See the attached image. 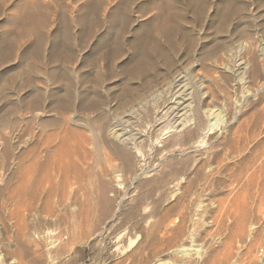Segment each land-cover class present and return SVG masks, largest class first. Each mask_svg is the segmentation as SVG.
<instances>
[{
	"label": "rangeland",
	"instance_id": "374dc122",
	"mask_svg": "<svg viewBox=\"0 0 264 264\" xmlns=\"http://www.w3.org/2000/svg\"><path fill=\"white\" fill-rule=\"evenodd\" d=\"M240 57L247 63L242 71L235 65ZM183 72L195 115L190 125L169 108L172 94L182 91L174 79ZM263 117L264 0H0V264H180L198 248L204 258L228 250L231 261L262 263ZM111 123L130 141L113 137ZM207 159L228 170L198 189L182 221L175 210L182 186ZM152 163L156 172L148 174ZM170 165L184 171L155 184ZM32 193L38 195L30 207ZM163 222L180 224L186 234L155 248Z\"/></svg>",
	"mask_w": 264,
	"mask_h": 264
},
{
	"label": "bare ground",
	"instance_id": "6f19581e",
	"mask_svg": "<svg viewBox=\"0 0 264 264\" xmlns=\"http://www.w3.org/2000/svg\"><path fill=\"white\" fill-rule=\"evenodd\" d=\"M243 45V44H242ZM243 47V46H242ZM241 47V48H242ZM243 48H245V46L243 47ZM240 52V51H239ZM238 55H240L241 56V54H238ZM246 55V54H245ZM239 57V56H238ZM248 58V57H247ZM241 59H243L242 57H240L239 59H238V62L235 64L236 65V67H237V70H243V69H245V63H244V61H245V59L243 60V61H241ZM235 61V60H234ZM247 64V63H246ZM226 65H228V64H226ZM229 66V65H228ZM234 68V67H233ZM254 68V67H253ZM229 69H231V68H229ZM236 69V68H235ZM228 70V69H227ZM232 70V69H231ZM255 70H257V69H255ZM233 72V71H232ZM237 73H238V71H236ZM244 72H245V70H244ZM252 73H253V71H251ZM255 72V71H254ZM234 73H235V71H234ZM243 73V72H242ZM241 73V74H242ZM248 73V72H247ZM247 73H245L246 75H247ZM257 73V72H256ZM183 74V75H182ZM182 74H177V76L175 77V79H174V83H175V85H176V87L177 86H180L181 84H183V86H182V91H179V90H177L176 92H172L173 94V98H172V100H171V103L169 104V108H171L172 109V111H173V113H175V118L176 119H179L180 117H182V116H185L186 118H188V121L186 120V118H184L187 122H195V118H193V116L195 117V115H193V112L191 111V109H192V107H193V104H192V101H191V98H190V93L191 92H189V93H187L186 92V89H183V87H184V72L182 73ZM239 74V73H238ZM236 75V74H235ZM246 75H244V76H246ZM253 75H254V73H253ZM237 76V75H236ZM258 76V75H257ZM186 77V76H185ZM246 79V78H245ZM187 80V79H186ZM203 81V80H202ZM171 82V81H170ZM169 82V83H170ZM168 83V84H169ZM172 83V82H171ZM170 83V84H171ZM200 83V82H199ZM170 84H169V86H170ZM191 84H192V82H191ZM198 84V83H197ZM202 84V83H201ZM187 85V84H186ZM186 85H185V87H186ZM204 85V84H203ZM202 85V86H203ZM192 86V85H191ZM205 86V85H204ZM173 87V86H172ZM184 87V88H185ZM171 88V87H170ZM196 88V87H195ZM200 88V87H199ZM166 89V88H165ZM172 89V88H171ZM177 89V88H176ZM190 89V88H189ZM197 89V88H196ZM167 90H169L170 91V89H167ZM180 90H181V88H180ZM202 90V89H201ZM204 90V89H203ZM202 90V91H203ZM166 91V90H165ZM199 91V90H198ZM210 91V90H209ZM163 92H164V90H163ZM167 92V91H166ZM192 92H193V90H192ZM195 94H196V92H194ZM204 93V92H203ZM206 93V92H205ZM204 93V94H205ZM165 94V93H164ZM159 95V94H158ZM197 95H199V94H196V96ZM215 95V94H214ZM212 96V95H211ZM35 98H36V96H35ZM204 98V97H203ZM211 98H213V97H211ZM219 98V97H218ZM37 99V98H36ZM196 99V98H195ZM194 99V100H195ZM216 99V98H215ZM168 100V99H167ZM197 100V99H196ZM206 100V99H205ZM35 101V100H34ZM198 101V100H197ZM196 101V102H197ZM195 102V103H196ZM199 102V101H198ZM201 102H202V100H201ZM169 103V102H168ZM202 104V103H201ZM205 104V103H204ZM35 105V104H34ZM38 106V105H37ZM39 106H40V104H39ZM41 106H42V104H41ZM166 106V105H165ZM202 106H203V104H202ZM205 106V105H204ZM215 106V105H214ZM213 106V107H214ZM33 108V107H32ZM205 108V107H204ZM40 109V111H42V109L41 108H39ZM35 110V109H34ZM38 110V109H37ZM44 110V109H43ZM193 110V109H192ZM194 110H195V108H194ZM215 110V109H214ZM200 111H201V109H200ZM203 111V110H202ZM206 111V110H205ZM210 110H208V111H206V114L209 112ZM43 112V111H42ZM41 112V113H42ZM190 112H192V114L190 113ZM210 112H213L214 113V111H210ZM216 112V111H215ZM44 113V112H43ZM168 113V112H167ZM201 113V112H200ZM212 113V114H213ZM217 113V112H216ZM211 114V113H210ZM221 114V113H220ZM32 115V114H31ZM41 116H42V114H41ZM34 120H35V118H38V117H40V114H39V112L38 113H36V114H34ZM63 117V116H62ZM156 117V116H155ZM217 117V116H216ZM60 118V117H59ZM131 118V117H130ZM159 118V117H158ZM163 118V117H162ZM197 118V117H196ZM214 118V117H213ZM264 118V117H263ZM65 119V118H64ZM75 119V118H74ZM73 119V120H74ZM129 119V118H128ZM127 119V120H128ZM184 119H182L178 124H183V126L186 124V121H184ZM201 119V118H200ZM262 119V118H261ZM20 120V119H19ZM28 120V119H27ZM47 120V119H46ZM73 120H71V122H73V123H76L75 121H73ZM76 120V119H75ZM162 120V119H161ZM173 120V119H172ZM175 120V119H174ZM173 120V121H174ZM202 120V119H201ZM200 120V121H201ZM260 120V119H259ZM38 121V120H37ZM113 121H115V120H113ZM118 121V120H117ZM172 121V122H173ZM231 121L232 120H230V123H231ZM262 121H264V119L262 120ZM30 122V121H29ZM29 122H27V123H29ZM32 122V121H31ZM35 122V121H34ZM40 122V121H39ZM38 122V123H39ZM43 122H44V120H43ZM48 122V121H47ZM47 122H44V123H46L47 124ZM64 122V121H63ZM156 122H157V120H156ZM159 122V121H158ZM161 122V121H160ZM159 122V123H160ZM164 122V121H163ZM178 122V121H177ZM176 122V123H177ZM188 123L189 125L191 124V123ZM198 122V121H197ZM205 122V121H204ZM207 122V121H206ZM228 122V121H227ZM26 123V122H25ZM36 123V122H35ZM34 123V124H35ZM40 123H42V119H41V122ZM80 123V122H79ZM129 123V122H128ZM155 123V122H154ZM162 123V122H161ZM160 123V124H161ZM72 124V123H71ZM112 124V123H111ZM159 124V125H160ZM175 124V123H174ZM194 124V123H193ZM13 125V124H12ZM15 125V124H14ZM13 125V126H14ZM25 125V124H24ZM31 125H33V123L31 124ZM29 126V127H32V126ZM37 125V124H36ZM36 125H33V127H38V125L36 126ZM49 125V124H48ZM61 125V124H60ZM77 125V124H76ZM79 125V124H78ZM123 125H124V123H123ZM129 125H131V124H129ZM154 125V124H153ZM188 125V126H189ZM202 125H204L203 123H202ZM208 125V124H207ZM224 125V124H223ZM250 125V124H249ZM26 126V125H25ZM24 126V127H25ZM45 126H47V125H45ZM111 126V128H110V133H111V135L113 136V137H115L116 139L117 138H119L120 139V141H122V143L123 142H128V140H129V137H128V135L126 134V133H119L120 131V128L118 127V124L117 123H114V124H112V125H110ZM180 126V125H179ZM194 126V125H193ZM197 126H199V127H197L196 129H198V128H200V125L199 124H197ZM16 127V126H15ZM20 127V126H19ZM26 127H28V124H27V126ZM33 127L32 128H26L28 131H29V133L31 132H33ZM44 127V126H43ZM50 127V126H49ZM64 127V126H63ZM101 127V126H100ZM120 127H121V124H120ZM129 127V126H128ZM161 127V126H160ZM171 127H173V126H171ZM182 127V126H181ZM184 127H186L187 128V126H184ZM191 127V126H190ZM208 127V126H207ZM215 127V126H214ZM213 127V128H214ZM222 127H225V126H222ZM228 127V126H227ZM226 127V128H227ZM69 129H70V127H68ZM125 128V127H124ZM158 128V127H157ZM175 128H176V126H175ZM178 128V127H177ZM185 128V129H186ZM204 128V127H203ZM209 128V127H208ZM230 128H231V126H230ZM243 128V127H242ZM241 128V129H242ZM17 129V128H16ZM19 129V128H18ZM62 129V128H61ZM66 129V128H65ZM75 129V128H74ZM123 129V128H122ZM138 129V128H137ZM153 129V128H152ZM181 129H183V127L181 128ZM195 129V130H196ZM202 129V128H201ZM206 129V128H205ZM225 129V128H224ZM233 129V128H232ZM238 129V128H237ZM244 129V128H243ZM242 129V130H243ZM245 129H248V128H245ZM244 129V130H245ZM12 130V129H11ZM35 130H36V128H35ZM43 130V129H42ZM64 130V129H63ZM75 130H77V129H75ZM109 130V129H108ZM159 130H162V129H159ZM164 130V129H163ZM162 130V131H163ZM173 130V129H172ZM177 130H179V128L177 129ZM194 130V129H193ZM228 130V129H227ZM250 130V129H249ZM255 130V129H254ZM22 131V130H21ZM27 131V132H28ZM45 131V130H44ZM68 131V130H67ZM80 131V130H79ZM84 131V130H83ZM126 132L128 131V130H125ZM139 131V130H138ZM190 131V130H189ZM201 131V130H200ZM206 131V130H205ZM231 131V130H230ZM229 131V132H230ZM11 132V131H10ZM15 132V131H14ZM13 132V133H14ZM23 132H25V131H23ZM66 132V131H65ZM64 132V133H65ZM77 132V131H76ZM75 132V133H76ZM121 132H122V130H121ZM133 132V131H132ZM176 132H178V131H176ZM185 132V131H184ZM187 132V131H186ZM192 132V131H191ZM190 132V133H191ZM195 132V131H194ZM193 132V133H194ZM197 132V131H196ZM208 132V131H207ZM236 132H238L237 130H236ZM240 132V131H239ZM247 132V131H246ZM246 132H244V133H246ZM252 132V131H251ZM256 132H258V131H256ZM26 133V132H25ZM47 133H49V132H47ZM54 133V132H53ZM78 133V132H77ZM156 133V132H155ZM189 133V132H188ZM203 133V132H202ZM211 133V132H210ZM249 133H250V131H249ZM249 133L247 134V136H249ZM11 134V133H10ZM22 134V133H21ZM20 134V135H21ZM43 134V133H42ZM58 134V133H57ZM73 134V133H72ZM80 134H82V133H80ZM79 134V135H80ZM86 134V133H85ZM131 134V133H130ZM129 134V135H130ZM167 134V133H166ZM185 134V133H184ZM183 134V135H184ZM187 134V133H186ZM246 134H245V136H246ZM253 134V133H252ZM6 135V134H5ZM12 135V134H11ZM24 135V134H23ZM50 135H51V133H50ZM61 135V134H60ZM68 135V134H67ZM83 135V134H82ZM82 135H80V136H78V134H77V137H78V139H79V137L81 138V136ZM88 135V134H87ZM86 135V136H87ZM108 135V134H107ZM143 135V134H142ZM161 135H163V133L161 134ZM182 135V134H181ZM190 135V134H189ZM195 135H196V133H195ZM202 135V134H201ZM207 135V134H206ZM233 135V134H232ZM7 136V135H6ZM14 136H15V134H14ZM26 136V135H25ZM37 136V135H36ZM53 136V135H52ZM76 136V135H75ZM131 136V135H130ZM136 137L137 136H139V137H142V136H140V133L139 132H137L136 133V135H135ZM147 136V135H146ZM149 136V135H148ZM147 136V137H148ZM159 136H160V134H159ZM185 136V135H184ZM184 136H182V137H184ZM197 136V135H196ZM223 135H221V137H222ZM240 136H244V134H242V135H240ZM240 136H238V134H237V138L238 137H240ZM244 136V137H245ZM42 137V136H41ZM46 137H48V136H46ZM72 137H74L73 135H72ZM77 137H75V138H77ZM158 137V136H157ZM189 137V136H188ZM188 137L186 138V139H188ZM195 137V136H194ZM198 137V136H197ZM217 137V136H216ZM234 137H235V135H234ZM233 137V138H234ZM243 137V138H244ZM16 138V137H15ZM18 138V137H17ZM32 138V137H31ZM36 139H37V137H35ZM55 138V137H54ZM57 138V137H56ZM65 138V137H64ZM82 138H84V135H83V137ZM81 138V139H82ZM98 138V137H97ZM131 138H132V136H131ZM135 138V137H134ZM146 138V137H145ZM151 138V137H150ZM193 138V137H192ZM224 138V137H223ZM230 140H231V138L230 137H228ZM233 138H232V140L230 141V143L232 142V141H235V142H237L236 140H233ZM10 139V138H9ZM13 139V138H12ZM30 139V138H29ZM28 139V140H29ZM51 139V138H50ZM66 140L68 139V138H65ZM78 139L76 140V141H78ZM86 139V138H85ZM179 139H181V138H179ZM184 139V138H183ZM190 139V138H189ZM235 139V138H234ZM240 139H241V137H240ZM246 139H247V137H246ZM245 139V140H246ZM63 140V139H62ZM80 140V139H79ZM83 140V139H82ZM87 140H88V138H87ZM86 140V141H87ZM98 140V139H97ZM132 140V139H131ZM133 140H135V139H133ZM225 140V139H224ZM223 140V141H224ZM248 140V139H247ZM22 141V140H21ZM64 141V140H63ZM84 141V140H83ZM82 141V142H83ZM130 141V140H129ZM146 141V140H145ZM150 141V140H149ZM154 141V140H153ZM181 141V140H180ZM193 141H195V139L194 140H192V142ZM197 141V140H196ZM215 141H216V139H215ZM70 142H72L71 140H70ZM74 142H75V140H74ZM80 141H78V143H79ZM92 142V141H91ZM97 142V141H96ZM95 142V143H96ZM114 142V141H113ZM133 142V141H132ZM135 142V141H134ZM134 142H133V144H134ZM137 142V141H136ZM135 142V143H136ZM143 142V141H142ZM178 142V141H177ZM184 141H182V143H183ZM245 142V141H244ZM11 142H10V140H7L6 141V144L8 145V144H10ZM65 143V142H64ZM119 143V142H118ZM138 143V142H137ZM140 143V142H139ZM180 143V142H179ZM182 143H180L179 145H181ZM188 142L186 141V144H187ZM197 143V142H196ZM214 143V142H213ZM212 143V144H213ZM223 143V142H222ZM228 143V142H227ZM232 143H234V142H232ZM237 143H240V141H238ZM247 143V142H246ZM257 143V142H256ZM55 144V143H54ZM61 144V143H60ZM68 144V143H67ZM72 144V143H71ZM74 144V143H73ZM80 144V143H79ZM115 144H117V143H115ZM131 144V143H130ZM151 144H152V142H151ZM184 144V143H183ZM218 144V143H217ZM216 144V145H217ZM223 144H225V143H223ZM249 144V143H248ZM251 144V143H250ZM258 144V143H257ZM69 145V144H68ZM132 145V144H131ZM178 145V144H177ZM191 145V144H190ZM218 145H221L220 143L218 144ZM227 145V144H226ZM230 145V144H229ZM5 146V145H4ZM75 146V145H74ZM81 146V145H80ZM124 146V145H123ZM126 146H128L127 144H126ZM166 146V145H165ZM185 146H187V145H185ZM228 146V145H227ZM236 147H237V145H235ZM234 146V147H235ZM7 148H8V146H6ZM121 147V146H120ZM119 147V148H120ZM179 147V146H178ZM189 147V146H188ZM191 147H192V145H191ZM221 147V146H220ZM224 147H226L225 145H224ZM232 147V146H231ZM231 147H230V149H229V147H228V149L229 150H231ZM235 147V148H236ZM251 147V146H250ZM256 147H259V146H256ZM70 148V147H69ZM81 148V147H80ZM140 148V147H139ZM214 148H215V144H214ZM238 148V147H237ZM248 148V147H247ZM10 151H11V149L10 148H8ZM71 150H72V148H70ZM83 149H85V148H83ZM125 149V148H124ZM129 149V148H128ZM128 149H126V150H128ZM223 149V148H222ZM221 149V150H222ZM227 149V148H226ZM5 150H7V149H5ZM5 150H3L4 152L3 153H5ZM8 150V151H9ZM17 150V149H16ZM33 150V149H32ZM31 150V151H32ZM63 150H65V149H63ZM130 150V149H129ZM132 150V149H131ZM135 150V149H134ZM137 150V149H136ZM163 150V149H162ZM229 150H226V151H229ZM233 150V149H232ZM231 150V151H232ZM235 150V149H234ZM239 150V149H238ZM243 150V149H242ZM30 151V152H31ZM36 151V150H35ZM117 151H119L118 149H117ZM172 151V150H171ZM237 151V150H236ZM247 151H248V149H247ZM251 151V150H250ZM253 151H254V149H253ZM61 152V151H60ZM59 152V153H60ZM66 152V151H65ZM132 152V151H131ZM168 152V151H167ZM202 152V151H201ZM211 152H213V151H211ZM218 152V151H217ZM221 152V151H220ZM234 152L235 151H233V154H234ZM258 152V151H257ZM7 153V152H6ZM9 153V152H8ZM27 153V152H26ZM32 153H35L34 152V150H33V152ZM67 153V152H66ZM123 153V152H122ZM126 153V152H125ZM163 153V152H162ZM181 153V152H180ZM200 153V152H199ZM222 153H225V155H223V156H226V155H228V154H226V152L224 151L223 152V150H222ZM228 153V152H227ZM252 153V152H251ZM39 154V153H38ZM53 154V153H52ZM68 154V153H67ZM121 154V153H120ZM124 154V153H123ZM131 154V153H130ZM135 154V153H134ZM169 154V153H168ZM193 154V153H192ZM202 154V153H201ZM217 154V153H216ZM230 154V153H229ZM236 154V153H235ZM244 154V153H243ZM257 154V153H256ZM258 154H259V152H258ZM262 154V153H261ZM3 155H5V154H3ZM7 155V154H6ZM30 155V154H29ZM33 155V154H32ZM40 155V154H39ZM56 155V154H55ZM61 155H63V154H61ZM141 155V154H140ZM170 155V154H169ZM205 155V154H204ZM213 155H215V154H213ZM222 155V154H221ZM231 155V154H230ZM57 156V155H56ZM134 156H136V154L134 155ZM133 156V157H134ZM139 156V155H138ZM137 156V157H138ZM183 156V155H182ZM198 156H200V155H198ZM212 156V155H211ZM211 156H209V157H211ZM238 156H239V154H238ZM245 156V155H244ZM259 156V155H258ZM4 157V156H3ZM26 157H27V155H26ZM33 157H36V156H33ZM32 157V158H33ZM68 157H70V155L68 156ZM67 157V158H68ZM80 157V156H79ZM124 157V156H123ZM145 157V156H144ZM159 157V156H158ZM171 157V156H170ZM180 157V156H179ZM201 157H203V156H201ZM206 157V156H205ZM246 157V156H245ZM257 157V156H256ZM31 158V157H30ZM37 159H38V157H36ZM66 158V157H65ZM65 158H64V161H65ZM160 158V157H159ZM178 158V157H177ZM219 158V157H218ZM224 158V157H223ZM241 158V157H240ZM248 158V157H247ZM255 158V157H254ZM20 159V158H19ZM24 159V158H23ZM29 159V158H28ZM37 159H35V160H37ZM49 159H50V157H49ZM58 159H60V158H58ZM71 159V158H70ZM81 159V158H80ZM132 159V158H131ZM130 157H129V152L127 153V165L128 166H130ZM141 159H143V157L141 158ZM146 159V158H145ZM144 159V160H145ZM202 159V158H201ZM205 159V158H204ZM211 159V158H210ZM214 159V158H213ZM252 159V158H251ZM258 159V158H257ZM53 160V159H52ZM125 160V159H124ZM197 160V159H196ZM206 160V159H205ZM205 160L203 161V167L202 166H200V167H198V168H196L194 171H193V173L192 174H194V177L192 178H190L189 177V179H187L185 182H186V184H184V186H182L183 188H182V190H181V193H180V197H178L179 198V202H177V208L178 209H176V207H175V210H177V215H178V218L180 217L181 218V220L182 221H185L184 219H185V210H186V208L188 207V205L189 204H191V201H192V199L194 200V196H196L197 195V193H199V191L200 190H198L199 188H210V186H212V185H214L215 184V182H214V180L215 179H217V178H215L217 175H218V173H220L221 171L223 172V169H226L227 168V170H228V166H227V164H224V165H222V166H220V164H216V163H214L215 165H217V166H215V165H213V164H211V162H212V160H208L207 161V165H205L204 166V162H205ZM219 160H220V158H219ZM225 161H226V159H224ZM31 161V160H30ZM38 161V160H37ZM36 161V162H37ZM132 161V160H131ZM138 161V160H137ZM163 161V160H162ZM178 161V160H177ZM176 161V162H177ZM201 161V160H200ZM201 161V162H202ZM223 161V159H222V157H221V162ZM238 161V160H237ZM248 161V160H247ZM6 162V161H5ZM27 162H28V160H27ZM40 162V161H39ZM39 162H37V163H39ZM42 162V161H41ZM51 162V161H50ZM67 162V161H66ZM139 162H140V160H139ZM146 162V161H145ZM164 162V161H163ZM173 162V161H172ZM180 162V161H179ZM183 162V161H182ZM198 162V161H197ZM217 163H218V160L216 161ZM236 162V161H235ZM257 162H259L258 160H257ZM29 163V162H28ZM32 163H33V159H32ZM143 163V162H142ZM141 163V164H142ZM150 163V162H149ZM155 163H157L158 164V162H155ZM162 163V162H161ZM181 163V162H180ZM224 163V162H223ZM222 163V164H223ZM234 163V162H233ZM6 164V163H5ZM40 164V163H39ZM50 164V163H49ZM68 164H70L69 162H68ZM82 164V163H81ZM132 164V163H131ZM138 164H140V163H138ZM140 164V165H141ZM153 164V163H152ZM163 164V163H162ZM162 164H160V165H162ZM173 165H174V163H172ZM171 164V165H172ZM35 165V164H34ZM37 165V164H36ZM35 165V166H36ZM61 165H63V164H61ZM145 165V164H144ZM154 165L155 164H153V167H154ZM170 165V166H171ZM240 165V164H239ZM238 165V166H239ZM251 165V164H250ZM26 166H28V165H26ZM33 166V165H32ZM45 166V165H44ZM48 166V165H47ZM181 166V165H180ZM190 166V165H189ZM199 166V165H198ZM235 166V165H234ZM244 166V165H243ZM247 166V165H246ZM248 166H249V164H248ZM252 166V165H251ZM30 167V166H29ZM39 167V166H38ZM57 167V166H56ZM74 167H75V163H74ZM124 167H126V165L124 166ZM136 167V166H135ZM142 167V166H141ZM152 167V169L150 170L149 168V170H147V171H145V170H143V171H145L146 173L148 172V174H149V172H150V174L152 173V172H154L155 170H156V167L157 166H155L154 168ZM159 167V166H158ZM175 167V166H174ZM173 166H171V170H169L168 172H167V175H165V176H163V177H161V179L160 180H155L154 179V183L155 184H157V185H160L161 184V182H163L164 180V178L166 179L167 177V180L166 181H169V182H171V179L174 177V175H176V174H179V173H181L182 171H184V169H179V168H174ZM194 167H195V165H194ZM197 167V166H196ZM206 167H208V169L206 168ZM230 167V166H229ZM236 167H237V165H236ZM262 167V166H261ZM36 167H34V169H35ZM52 168V167H51ZM58 168H59V166H58ZM63 168V167H62ZM184 168H186V166L184 167ZM245 168V167H244ZM27 169V168H26ZM32 169V168H31ZM30 169V170H31ZM33 169V171H35ZM48 169V168H47ZM131 169V168H130ZM158 169V168H157ZM193 169V168H192ZM222 169V170H221ZM37 170H39V169H37ZM41 170H43V169H41ZM64 170H67V169H64ZM135 170V169H134ZM140 170H141V168H140ZM160 170V169H159ZM251 170V169H250ZM260 170H261V168H260ZM28 171V170H27ZM33 171H31V172H33ZM72 171V170H71ZM132 171V170H131ZM242 170H240V172H241ZM263 171V170H262ZM30 172V173H31ZM47 172V171H46ZM49 172V171H48ZM47 172V173H48ZM55 172V171H54ZM76 172V171H75ZM75 172L73 173V174H75ZM136 172V171H135ZM156 172V171H155ZM154 172V173H155ZM158 172V171H157ZM231 172V171H230ZM229 172V173H230ZM234 172V171H233ZM248 172V171H247ZM250 172V171H249ZM35 173H36V171H35ZM34 173V174H35ZM45 172H43V174H44ZM46 173V174H47ZM65 173V172H64ZM165 173V172H164ZM163 173V174H164ZM224 174H225V171L223 172ZM237 173V172H236ZM246 173V172H245ZM33 174V173H32ZM43 174H42V176H43ZM134 174V173H133ZM144 174V173H143ZM166 174V173H165ZM227 174H228V171H227ZM250 174V173H249ZM248 174V175H249ZM26 175H29V174H26ZM41 175V174H40ZM39 171H38V177H35V178H39ZM76 175H78V173H76ZM145 175V174H144ZM162 175V174H161ZM220 175V174H219ZM218 175V176H219ZM221 175H223V174H221ZM261 175V174H260ZM33 176V175H32ZM37 176V175H36ZM46 176V175H45ZM62 176V175H61ZM81 176V175H80ZM136 176V175H135ZM190 176V175H189ZM239 176V175H238ZM240 176H241V174H240ZM242 176H243V174H242ZM250 176V175H249ZM253 176V175H252ZM25 177V176H24ZM29 177L30 176H27V181H25L26 182V185H27V183H28V181L30 180L29 179ZM47 177V176H46ZM49 177V176H48ZM47 177V178H48ZM76 177V176H75ZM222 177V176H221ZM223 177H225V176H223ZM255 177V176H254ZM254 177H252V178H254ZM71 178V177H70ZM158 178V177H157ZM187 178V177H186ZM220 178V177H219ZM232 178H233V175H232ZM231 178V179H232ZM239 178H241V177H239ZM264 178V177H263ZM4 179V178H3ZM34 179V178H33ZM36 179V180H37ZM44 179H45V177H44ZM67 179V178H66ZM72 179V178H71ZM183 179V178H182ZM234 179V178H233ZM232 179V180H233ZM262 179V178H261ZM35 180V181H36ZM47 180V179H46ZM218 180H220V179H218ZM224 180V179H223ZM235 180V179H234ZM237 180H238V178H237ZM240 180H242V178L240 179ZM239 180V181H240ZM245 179H244V177H243V181H244ZM254 180L256 181V180H258V179H255L254 178ZM32 181V180H31ZM38 181H39V179H38ZM37 181V182H38ZM40 181H42V180H40ZM45 181V180H44ZM53 181V180H52ZM69 181V180H68ZM229 181V180H228ZM250 181L251 182H253V180H251L250 179ZM254 181V182H255ZM263 181V179L261 180V182ZM48 182V181H47ZM50 182V181H49ZM61 182V181H60ZM180 182V181H179ZM220 182V181H219ZM238 182V181H237ZM258 182V181H257ZM257 182H256V184H257ZM260 182V181H259ZM29 183H30V181H29ZM33 183V182H32ZM32 183H30L31 185H32ZM40 183H42V182H40ZM223 183V182H222ZM247 183V182H246ZM37 184V183H36ZM42 184H45V183H42ZM59 184V183H58ZM66 184H68V183H66ZM216 184H217V182H216ZM244 184V183H243ZM248 184H249V182H248ZM255 184V183H254ZM263 184V183H262ZM34 185V184H33ZM38 185H39V182H38ZM172 185V184H171ZM182 185V184H181ZM259 185H261V183L259 184ZM264 185V184H263ZM28 186V185H27ZM54 186V185H53ZM52 186V187H53ZM215 186H218V185H215ZM240 186H242V185H240ZM244 186V185H243ZM247 186V185H246ZM254 185H252V186H250V189H251V187H253ZM262 186V185H261ZM20 187V186H19ZM24 187V186H23ZM22 187V189H24ZM31 187V186H30ZM44 187H45V185H44ZM155 187H156V185H155ZM158 187V186H157ZM258 186H256V188H257ZM264 187V186H263ZM262 187V188H263ZM29 188V187H28ZM27 188V190H30V189H28ZM36 189L37 188H39L38 186L37 187H35ZM34 188V189H35ZM48 188V187H47ZM54 188H55V186H54ZM181 188V187H180ZM206 188V189H207ZM216 188V187H215ZM249 188V187H248ZM254 188H255V186H254ZM254 188H252V189H254ZM255 188V189H256ZM261 188V187H260ZM32 189V188H31ZM33 189V190H34ZM41 190L43 189V188H40ZM53 189V188H52ZM244 189V188H243ZM246 189V188H245ZM251 189V190H252ZM25 190V189H24ZM38 190L39 189H37V191L36 192H38ZM203 190V189H202ZM209 190V189H208ZM213 190V189H212ZM216 190V189H215ZM218 190V189H217ZM251 190H250V192H251ZM260 190V189H259ZM258 190V192L256 191V193L258 194L260 191ZM262 190H264V188L262 189ZM34 191V192H35ZM153 191V190H152ZM210 191V190H209ZM246 191V190H245ZM248 191H249V189H248ZM29 193L31 192V191H28ZM33 192V193H34ZM39 192H40V190H39ZM38 192V193H39ZM42 192H43V190H42ZM147 192V191H146ZM202 192H204V191H202ZM206 192V191H205ZM204 192V193H205ZM211 192V191H210ZM14 193V192H13ZM32 193V194H33ZM46 193V192H45ZM157 193V192H156ZM176 193V192H175ZM201 193V192H200ZM199 193V194H200ZM204 193H202L203 195H204ZM248 193V192H247ZM246 193V194H247ZM263 193V192H262ZM262 193H260V194H262ZM40 194H42L41 192H40ZM40 194H39V196H40ZM49 194V193H48ZM153 194V192L152 193H148V195H146V197H149V196H151ZM178 194V193H177ZM245 194V195H246ZM260 194H258L259 196H260ZM28 195V194H27ZM35 195H36V193H35ZM35 195L33 194L32 196H31V201H30V204H29V206L30 205H34L33 204V200H35V198L37 197V195H36V197H35ZM70 195V194H69ZM202 195V196H203ZM207 195V194H206ZM205 195V196H206ZM209 195V194H208ZM263 196H264V194H262ZM38 196V197H39ZM44 196V195H43ZM248 196H249V194H248ZM258 196V197H259ZM262 196V197H263ZM18 197V196H17ZM156 197V196H155ZM261 197V198H262ZM46 198H48L47 196H46ZM45 198V199H46ZM50 198V197H49ZM196 198V197H195ZM198 198H199V196H198ZM11 199V198H10ZM13 199V198H12ZM27 199H28V196H27ZM30 199V198H29ZM40 199H41V197H40ZM104 200H105V198H103ZM22 200H24L23 198H22ZM21 200V201H22ZM43 201H44V199H42ZM247 200V199H246ZM35 201H37V198H36V200ZM38 201H39V199H38ZM201 201V200H200ZM12 203H13V201H11ZM45 203H46V201H44ZM103 202V201H102ZM143 201H141V203H142ZM14 203H16V201H14ZM17 203H18V201H17ZM19 203H20V201H19ZM22 203V202H21ZM38 203V202H37ZM105 203H106V201H105ZM40 204V203H39ZM101 204H104V203H101ZM143 204V203H142ZM141 204V205H142ZM157 204V203H156ZM175 204V203H174ZM261 204V203H260ZM13 205V204H12ZM23 205H24V203H23ZM104 206V205H103ZM109 206V205H108ZM138 206V205H137ZM153 206V205H152ZM152 206H149V207H152ZM156 206V205H155ZM163 206V205H162ZM196 206V205H195ZM11 207V206H10ZM22 207V206H21ZM31 207V206H30ZM33 207V206H32ZM39 207V206H38ZM84 207V206H83ZM135 207H136V205H135ZM147 207V206H146ZM171 207V206H170ZM26 208V207H25ZM35 207H33V209H34ZM104 208V207H103ZM145 207L143 206L142 207V209H144ZM28 209H30L29 207H28ZM105 209V208H104ZM150 209V208H149ZM173 209V208H172ZM13 210V209H12ZM108 211H109V209H107ZM145 210V209H144ZM148 210V209H147ZM154 210H155V207H154ZM175 210H174V212L173 213H175ZM21 210L19 209V212H20ZM32 211V210H31ZM143 211V210H142ZM151 211V210H150ZM172 211V210H171ZM11 211H9V213H10ZM24 212V211H23ZM29 212V211H28ZM84 212V211H83ZM82 212V213H83ZM87 212H88V210H87ZM13 213V212H12ZM89 213H90V211H89ZM89 213H88V215H89ZM145 213V212H144ZM16 214V213H15ZM19 214V213H18ZM76 214V213H75ZM92 214V213H91ZM149 214V213H148ZM166 214H168V213H166ZM171 214V213H170ZM21 215V214H20ZM23 215H24V213H23ZM67 215V214H66ZM80 215V214H79ZM86 215V214H85ZM94 216H96L95 214H93ZM169 215V214H168ZM174 215H176V213L174 214ZM19 216V215H18ZM83 216V215H82ZM90 216H92V215H90ZM171 216V215H170ZM248 216V215H247ZM15 217H17V216H15ZM130 217V216H129ZM140 217V216H139ZM22 218H24L23 216H22ZM170 219H171V217H169ZM168 218V219H169ZM13 219V218H12ZM18 219V218H17ZM20 219H21V217H20ZM165 219H167V216H165ZM187 219V218H186ZM70 220V219H69ZM85 220H86V217H85ZM243 220V219H242ZM27 221V220H26ZM173 221V220H172ZM181 221V222H182ZM67 222V221H66ZM76 222V221H75ZM166 222V221H165ZM169 222H171V221H169ZM183 223V222H182ZM17 224V223H16ZM23 224V223H22ZM70 224V223H69ZM72 225V224H71ZM164 222L162 223V224H160V226L158 227V230L160 231V230H162L163 228V230H164V232H163V234H162V236L160 237V239H158L159 241H155L156 243H153L152 245L156 248V247H160L161 248V246L162 245H164L165 243H167V244H171L170 242H172V237L171 236H173V237H175V238H180V237H183V236H185V230L181 227V225L180 224H175V222L174 223H172V226H171V223H166L164 226ZM80 226V225H79ZM89 226V225H88ZM183 226V225H182ZM80 227H82V226H80ZM144 227V226H143ZM28 228V227H27ZM19 229V228H18ZM26 229V228H25ZM88 229H90V228H88ZM87 229V230H88ZM22 230V229H21ZM20 231V230H19ZM23 231H24V229H23ZM28 231V230H27ZM87 232V231H86ZM159 234H161L160 232H159ZM168 234H169V236H168ZM21 235V234H20ZM174 238V239H175ZM181 239V238H180ZM169 240V241H168ZM179 240V239H178ZM168 241V242H167ZM175 241V240H174ZM179 241H181V240H179ZM184 241V240H183ZM32 242V241H31ZM30 242V243H31ZM34 242V241H33ZM134 242V241H133ZM151 242H153V240L151 241ZM176 242H177V239H176ZM175 242V243H176ZM132 243V242H131ZM173 244V245H176V244ZM182 243V242H181ZM261 243V242H260ZM259 243V244H260ZM31 245H33V244H31ZM262 245V244H261ZM149 246V245H148ZM153 246H151L152 248H154ZM172 245H170V247H171ZM196 246V245H195ZM169 247V246H168ZM259 247V246H258ZM261 247H264V245H262ZM35 248V247H34ZM255 248V247H254ZM37 249V248H36ZM158 249V248H157ZM162 249V248H161ZM178 249V248H177ZM188 249V248H187ZM250 249V248H249ZM256 249V248H255ZM155 250V249H154ZM180 250V249H179ZM184 250V249H183ZM195 250V249H194ZM202 250V249H201ZM223 249H221V251H222ZM252 250V249H251ZM257 250V249H256ZM158 251H160L159 249H158ZM189 251H190V249H189ZM212 251V250H211ZM258 251H260V253L261 254H263L264 255V248H262L261 250H258ZM176 252H178V251H176ZM181 252V251H180ZM186 252V251H185ZM206 252V251H205ZM209 252V251H208ZM220 252V251H219ZM179 253V252H178ZM211 253V252H210ZM214 253V252H213ZM218 253V252H217ZM231 253H232V251H231ZM230 252H228V250H227V252H225L224 254H223V256L221 255L220 257H218L217 258V255H216V257H214L215 259L213 260L212 259V257L210 258L209 256L207 257V258H204V254L205 253H202V255H201V252H200V249L198 248V249H196L195 250V252L194 251H192V253H191V255H188V256H184V257H187V258H185V260H179V262L181 261V263L180 264H241V263H238L239 262V260H241V259H238V262L237 261H231L232 259H231V255H233V253L231 254ZM241 253V252H240ZM250 253V252H249ZM177 254V253H176ZM235 254V253H234ZM157 255H158V253H157ZM183 255H185V254H183ZM204 255V256H203ZM208 255V254H207ZM206 255V256H207ZM210 255V254H209ZM213 255V254H212ZM215 255V254H214ZM236 255H239V254H236ZM156 256V255H155ZM237 257V256H236ZM239 257H242V254H241V256L239 255ZM238 257V258H239ZM160 258V257H159ZM262 258H264V256L262 257ZM19 259V258H18ZM231 259V260H230ZM234 259H235V256H234ZM247 259V258H246ZM249 259V258H248ZM161 260V259H160ZM243 261V260H242ZM159 262V261H158ZM166 262H168L167 260H166ZM178 262V261H177ZM241 262V261H240ZM246 262H247V260H246ZM251 262V261H250ZM249 262V260H248V263H250ZM253 262H254V260H253ZM264 261H262V263L261 262H259V261H257V263H256V260H255V262L254 263H256V264H264L263 263ZM157 263V262H156ZM155 263V264H156ZM244 263V262H243ZM248 263H246V264H248ZM254 263H252V264H254ZM116 264V263H115ZM157 264H164V262L163 263H157ZM166 264V263H165ZM173 264H174V262H173ZM179 264V263H178Z\"/></svg>",
	"mask_w": 264,
	"mask_h": 264
}]
</instances>
